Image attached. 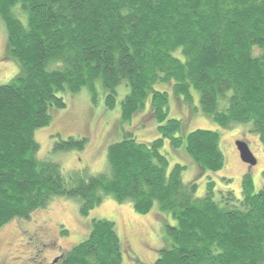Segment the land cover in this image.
Wrapping results in <instances>:
<instances>
[{
    "label": "trees",
    "instance_id": "trees-1",
    "mask_svg": "<svg viewBox=\"0 0 264 264\" xmlns=\"http://www.w3.org/2000/svg\"><path fill=\"white\" fill-rule=\"evenodd\" d=\"M9 53L20 71L0 85V229L28 219L55 197L77 198L88 215L106 196L129 201L140 214L155 204L176 220L166 225L167 245L153 264H264V187L245 174L242 196L217 195L210 179L204 197L185 183L187 165L169 160L165 140L204 171H220L225 157L218 131L182 135L183 120L170 118L169 93L154 90L173 82L187 105L199 91L202 112L223 129L252 124L264 150V0H0ZM114 109L118 87L129 123L146 108L158 137L138 141L131 131L109 144L107 170L65 174L59 163L39 159V128L50 109L66 108L61 93L87 88L97 101L96 81ZM53 151L84 150L87 137L54 135ZM264 176V172H263ZM66 235V230H62ZM114 222L93 219L88 236L63 254L61 264H122Z\"/></svg>",
    "mask_w": 264,
    "mask_h": 264
},
{
    "label": "rangeland",
    "instance_id": "rangeland-1",
    "mask_svg": "<svg viewBox=\"0 0 264 264\" xmlns=\"http://www.w3.org/2000/svg\"><path fill=\"white\" fill-rule=\"evenodd\" d=\"M19 71L18 60L9 53L7 27L0 16V85L9 83ZM96 87V103H93L87 88L78 93H61L66 108L50 109V124L35 132V139L40 144L38 158L59 163L65 174L79 172L96 175L107 170L108 146L121 138L123 129L133 132L142 142H151L158 137L157 123L149 114L151 92L146 108L129 123H124L121 120L120 102L129 92V87L125 84L118 87V101L111 110L106 108V89L102 87L100 79L96 81ZM153 89L169 93V117L183 120L182 135L196 129L214 130L220 134V149L225 164L217 172H202L193 161L190 162L182 149L172 148L168 139L161 149L169 160L168 171L176 163L187 165L183 181L198 184V198L205 196L206 184L210 179L216 183L217 195L232 190L238 199L242 196L245 174L251 175L255 191L264 187V150L259 135L251 131L250 122L223 129L210 115L202 112L199 91L192 89L193 103L187 105L175 95L173 82L158 83ZM56 134H60L62 139L87 137L88 143L82 151L55 152L53 145ZM239 140L248 143L257 160L255 165L242 160L236 144ZM93 219L115 223L121 240L122 264H153L160 250L167 245L166 225L176 224L170 214L160 211L157 203L149 213L140 214L131 202H119L112 196H106L101 205L88 215H83L77 198L55 197L46 208L35 211L30 218L13 219L0 229V264H49L88 236ZM64 229L66 235L62 234Z\"/></svg>",
    "mask_w": 264,
    "mask_h": 264
},
{
    "label": "water",
    "instance_id": "water-1",
    "mask_svg": "<svg viewBox=\"0 0 264 264\" xmlns=\"http://www.w3.org/2000/svg\"><path fill=\"white\" fill-rule=\"evenodd\" d=\"M236 144L242 160L250 165H255L257 163V160L254 154L252 153L248 143L239 140ZM58 260L59 258L55 259L52 264H56Z\"/></svg>",
    "mask_w": 264,
    "mask_h": 264
},
{
    "label": "flooded vegetation",
    "instance_id": "flooded-vegetation-1",
    "mask_svg": "<svg viewBox=\"0 0 264 264\" xmlns=\"http://www.w3.org/2000/svg\"><path fill=\"white\" fill-rule=\"evenodd\" d=\"M57 258H59V260H58V262L56 263V264H59V262L61 261V259L63 258V254H61V255H59V256H57V257H55L53 260H52V262L51 263H49V264H52L53 263V261L55 260V259H57Z\"/></svg>",
    "mask_w": 264,
    "mask_h": 264
}]
</instances>
